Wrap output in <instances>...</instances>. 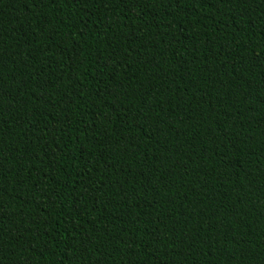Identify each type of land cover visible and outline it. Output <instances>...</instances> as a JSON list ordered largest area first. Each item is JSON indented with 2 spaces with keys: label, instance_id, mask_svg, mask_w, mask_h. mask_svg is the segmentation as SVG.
Returning <instances> with one entry per match:
<instances>
[{
  "label": "trees",
  "instance_id": "1",
  "mask_svg": "<svg viewBox=\"0 0 264 264\" xmlns=\"http://www.w3.org/2000/svg\"><path fill=\"white\" fill-rule=\"evenodd\" d=\"M0 264H264V0H0Z\"/></svg>",
  "mask_w": 264,
  "mask_h": 264
}]
</instances>
